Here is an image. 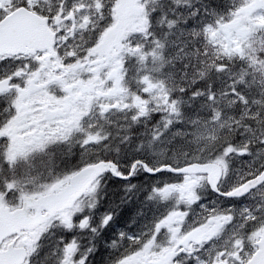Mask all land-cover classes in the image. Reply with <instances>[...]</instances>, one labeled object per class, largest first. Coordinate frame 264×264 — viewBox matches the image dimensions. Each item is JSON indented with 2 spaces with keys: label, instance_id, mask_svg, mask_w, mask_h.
Returning <instances> with one entry per match:
<instances>
[{
  "label": "snow or ice",
  "instance_id": "6c2138e0",
  "mask_svg": "<svg viewBox=\"0 0 264 264\" xmlns=\"http://www.w3.org/2000/svg\"><path fill=\"white\" fill-rule=\"evenodd\" d=\"M0 264H264V0H0Z\"/></svg>",
  "mask_w": 264,
  "mask_h": 264
}]
</instances>
